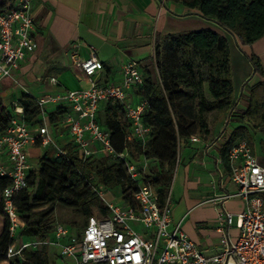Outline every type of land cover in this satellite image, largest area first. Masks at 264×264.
I'll list each match as a JSON object with an SVG mask.
<instances>
[{
  "label": "trees",
  "instance_id": "obj_1",
  "mask_svg": "<svg viewBox=\"0 0 264 264\" xmlns=\"http://www.w3.org/2000/svg\"><path fill=\"white\" fill-rule=\"evenodd\" d=\"M182 3L201 17L216 22L233 35L242 47L251 46L264 37V0H169ZM254 72L264 77V67L257 55H247ZM154 64L144 67L145 81L138 95L147 101L144 122L152 128L146 145L138 140L130 141L131 123L124 105L119 102L104 103L98 122L110 132L116 155L97 154L84 161L80 151L69 141L63 148L66 154L56 156L53 148L43 149L40 141L28 149L31 159L39 169L28 175V188L15 198V205L24 227L17 237L11 234V221L4 209L3 192L10 185L7 177H0V264H24L27 254L40 249L38 264H50L48 248L27 250L23 257L8 258V249L17 238L39 241L53 238L55 217L53 205L70 209L74 217L73 229L81 230L91 217L104 218L108 207L95 188L121 193L123 203L135 206V194L139 181L133 180L126 162L118 155L127 154L129 162L142 158L150 161L147 180L153 186L157 202L163 208L173 183L182 140L196 133H208L205 116L214 112L219 117L229 113L238 122L222 149L223 160L228 163L230 148L240 140L252 146L254 135L260 134L264 152V80L245 85L240 96L243 107L238 108L231 68V46L227 37L211 29L186 31L156 39ZM209 96L207 95V88ZM23 106L25 120L35 126L39 121V108L31 95L18 101ZM197 109V111H196ZM64 109L48 114L54 125L64 116ZM15 117L14 107H2L0 102V136L5 134ZM254 148V146H253ZM264 196V194H263ZM48 207L45 210L38 209ZM35 254V253H34Z\"/></svg>",
  "mask_w": 264,
  "mask_h": 264
},
{
  "label": "built area",
  "instance_id": "obj_2",
  "mask_svg": "<svg viewBox=\"0 0 264 264\" xmlns=\"http://www.w3.org/2000/svg\"><path fill=\"white\" fill-rule=\"evenodd\" d=\"M35 33L31 0H0V82L16 80L21 64L37 48ZM81 47L80 42L74 43L71 57L85 76L93 77L101 68L100 61L94 52L82 58ZM122 69L123 79L119 84H93L86 89L35 98L40 111L35 126L25 120L23 106L18 102L13 104L15 117L9 130L0 136V177L10 180L3 199L12 236L17 237L18 230L24 227L15 198L28 188L29 173L39 169L28 149L40 141L43 149L53 148L56 156L66 154L50 128L49 104L62 105L65 113L61 121L69 127L70 141L84 161L100 153L116 155L110 132L98 122L99 110L108 101L124 105L131 123L130 141L136 139L146 145L150 140L152 128L144 122L147 101L140 96L137 105L127 103L128 91L132 88L139 91L145 81V72L134 61L127 62ZM50 81L58 82L55 77ZM118 156L126 162L130 177L139 181L135 206L123 203L122 199L118 203L110 200L105 190L97 187L96 192L109 209L107 217H91L81 230L56 222L53 238L43 241L17 238L8 249V258L23 257L25 251L47 245L58 247L61 256L73 264H264V166L247 140L236 142L228 152L237 191L212 200L215 205H223L234 198L244 201L245 209L238 214L240 237L232 250L224 237L220 252L213 255L199 249L180 225L172 227L169 198L160 208L155 190L147 180L150 161L142 158L129 162L127 154ZM233 218L232 213L222 210L219 215L221 232H224V225L233 223ZM136 224L141 225L145 233L136 230Z\"/></svg>",
  "mask_w": 264,
  "mask_h": 264
},
{
  "label": "crops",
  "instance_id": "obj_3",
  "mask_svg": "<svg viewBox=\"0 0 264 264\" xmlns=\"http://www.w3.org/2000/svg\"><path fill=\"white\" fill-rule=\"evenodd\" d=\"M31 2L37 48L21 64L16 80L4 79L0 82L2 107L11 108L27 94L39 98L86 89L93 84H119L123 79L122 68L127 62H137L142 70L144 67L152 68L157 38L164 40L171 34L202 29L216 31L230 41L238 108L243 107L240 96L245 85L248 83L252 86L264 80V77L254 72L247 57L257 55L264 67V37L251 46L242 47L233 35L216 22L201 17L182 3L169 0ZM76 42L82 45V58L94 52L100 61L101 68L93 77L85 76L74 64L71 50ZM52 77L58 80L56 84L50 81ZM206 88L210 98L207 85ZM140 98L138 91L132 88L128 91L127 103L135 106ZM61 106L49 104L47 119L49 113L56 112ZM205 120L208 133H196L180 142L168 198L172 227L180 225L199 249L213 255L220 252L224 237L228 244L237 243L240 237L238 214L245 209V203L240 198L230 199L223 205L212 203L216 197L237 191L229 163L223 160L222 149L239 124L231 120L229 113L218 117L216 113L209 112ZM50 128L60 145L64 146L71 140L69 127L62 121L50 124ZM193 138H197V141ZM259 139L260 134H255L254 143ZM262 154L257 156L264 166V152ZM175 182L177 185L173 189ZM222 210L234 215L233 223L224 225V232L220 231L219 223ZM134 226L139 232L145 233L141 225Z\"/></svg>",
  "mask_w": 264,
  "mask_h": 264
},
{
  "label": "rangeland",
  "instance_id": "obj_4",
  "mask_svg": "<svg viewBox=\"0 0 264 264\" xmlns=\"http://www.w3.org/2000/svg\"><path fill=\"white\" fill-rule=\"evenodd\" d=\"M152 71L155 74L154 76L157 77L158 71L156 70L155 64L152 65ZM59 133L60 132H58V135H59ZM59 141L61 142L62 140H59ZM253 146H254V149L256 151V154L258 156H263V154H262L263 150H262V146L260 143V139L256 140V143H254ZM100 154L104 155L103 153H100ZM35 164L38 166V162H35ZM176 185H177V182L174 183L173 189L176 187ZM105 194H106V197L108 199L114 200L117 203L121 202V200H120V198H122L121 193L118 192L117 190H115L114 192L105 191ZM52 207L54 209L55 223L60 222V223H64V224H71V222H70L71 219L80 221V220H78V218L74 217V214L70 209L64 208L60 205H53ZM47 208L48 207H44V208L38 209L37 211L39 212V211L45 210ZM34 253H32V251H30L27 254V256L25 257L26 261L24 262V264H38L39 258L41 257L40 249ZM48 255H49V263L50 264H73L68 259H65L61 256L60 250L58 247L50 246L48 248Z\"/></svg>",
  "mask_w": 264,
  "mask_h": 264
},
{
  "label": "water",
  "instance_id": "obj_5",
  "mask_svg": "<svg viewBox=\"0 0 264 264\" xmlns=\"http://www.w3.org/2000/svg\"><path fill=\"white\" fill-rule=\"evenodd\" d=\"M228 247H229V250H232L233 249V244L231 242H229Z\"/></svg>",
  "mask_w": 264,
  "mask_h": 264
}]
</instances>
